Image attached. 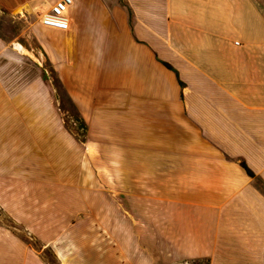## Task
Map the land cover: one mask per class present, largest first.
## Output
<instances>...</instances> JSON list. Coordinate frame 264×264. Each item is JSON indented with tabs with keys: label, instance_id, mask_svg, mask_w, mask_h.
<instances>
[{
	"label": "crops",
	"instance_id": "obj_1",
	"mask_svg": "<svg viewBox=\"0 0 264 264\" xmlns=\"http://www.w3.org/2000/svg\"><path fill=\"white\" fill-rule=\"evenodd\" d=\"M56 1L0 0V207L57 264L72 212L90 264H264V0ZM0 264L53 263L0 226Z\"/></svg>",
	"mask_w": 264,
	"mask_h": 264
},
{
	"label": "rangeland",
	"instance_id": "obj_2",
	"mask_svg": "<svg viewBox=\"0 0 264 264\" xmlns=\"http://www.w3.org/2000/svg\"><path fill=\"white\" fill-rule=\"evenodd\" d=\"M34 54L40 59V61L44 62L41 49L36 47L34 49ZM45 64V63H44ZM46 66V65H45ZM46 68V67H45ZM48 70L51 71V68ZM51 76L55 77L53 73H50ZM54 87L56 93V104H58V109L62 116L64 115L65 119L68 117L67 115L74 112L73 105L70 101H68L67 95L64 93L61 84L54 78ZM72 115V114H71ZM68 124L71 126V119H68ZM93 214L91 213H81V212H72L71 213V223L72 226L69 229L60 228L57 234H54L51 238V241L54 242V246H57L56 251H62L63 249L74 254L78 253L87 258L84 262H88L87 264L94 263V260H90V258L100 250L98 246L100 244L101 236L95 231L93 228H88L83 226L81 223L75 224V220L81 219L84 216ZM0 226L6 231V235L16 234L20 236L24 241H26L32 248L38 250L41 253L47 254L49 261L53 264H57L56 260L50 257H53L52 252L55 251L51 246H47L48 244L43 243L38 240V238L33 234V232L21 225L17 222L12 215L6 212L4 209L0 207ZM52 229H50L51 231ZM66 230L70 231V234L64 235ZM109 239V236H108ZM47 246V247H46ZM194 264V263H193ZM198 264H206V261H199Z\"/></svg>",
	"mask_w": 264,
	"mask_h": 264
},
{
	"label": "built area",
	"instance_id": "obj_3",
	"mask_svg": "<svg viewBox=\"0 0 264 264\" xmlns=\"http://www.w3.org/2000/svg\"><path fill=\"white\" fill-rule=\"evenodd\" d=\"M72 0H57L41 17V24L47 28L66 31L70 28L68 8Z\"/></svg>",
	"mask_w": 264,
	"mask_h": 264
},
{
	"label": "trees",
	"instance_id": "obj_4",
	"mask_svg": "<svg viewBox=\"0 0 264 264\" xmlns=\"http://www.w3.org/2000/svg\"><path fill=\"white\" fill-rule=\"evenodd\" d=\"M168 67H169V65H168ZM73 118H74L75 121H78V122L81 121L80 118H79L78 116H74ZM81 123H82L83 126H84V123H83V122H81Z\"/></svg>",
	"mask_w": 264,
	"mask_h": 264
}]
</instances>
